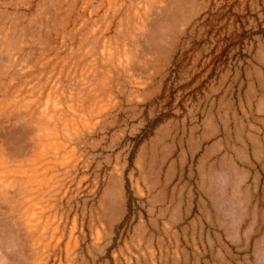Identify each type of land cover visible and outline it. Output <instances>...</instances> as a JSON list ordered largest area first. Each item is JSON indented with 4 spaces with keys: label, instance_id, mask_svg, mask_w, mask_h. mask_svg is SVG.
<instances>
[{
    "label": "rangeland",
    "instance_id": "obj_1",
    "mask_svg": "<svg viewBox=\"0 0 264 264\" xmlns=\"http://www.w3.org/2000/svg\"><path fill=\"white\" fill-rule=\"evenodd\" d=\"M0 264H264V0H0Z\"/></svg>",
    "mask_w": 264,
    "mask_h": 264
}]
</instances>
